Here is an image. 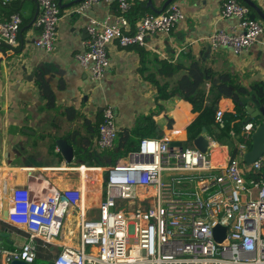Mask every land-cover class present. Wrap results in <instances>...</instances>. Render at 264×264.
I'll list each match as a JSON object with an SVG mask.
<instances>
[{"label":"built area","instance_id":"obj_1","mask_svg":"<svg viewBox=\"0 0 264 264\" xmlns=\"http://www.w3.org/2000/svg\"><path fill=\"white\" fill-rule=\"evenodd\" d=\"M36 1L40 36L35 46L51 52L58 40L59 0ZM102 1L116 2L119 16L114 21L91 17L85 49L77 55L94 80L102 79L110 67L109 44L146 46L149 35L169 34L186 18L176 1L160 13H146L135 27L127 15L132 0H82L74 12L84 15ZM221 13L238 19V31L209 35L212 49L226 47L241 53L258 42L264 23L250 16L247 4L226 0ZM21 25L20 14H11L0 23V40L16 45ZM116 118L114 106L103 108L97 139L101 150L115 146L120 130ZM259 120L231 132L236 142L222 166L214 163L215 140L203 152L173 146L167 137H142L125 161L81 165L76 186L59 188L46 175L34 176L26 169L17 174L10 171L14 181L1 218L27 232V240L13 249L0 246V257L6 263L34 264L38 239L55 244L68 216L77 210L79 241L61 247L52 264H264V153L249 165L244 161L250 149L247 141H252L256 127L264 122ZM216 123L220 129L226 127L224 110H217ZM102 184L104 197L98 212L89 216L87 192ZM2 201L0 196V209ZM218 225L226 227L222 241L215 237Z\"/></svg>","mask_w":264,"mask_h":264},{"label":"crops","instance_id":"obj_2","mask_svg":"<svg viewBox=\"0 0 264 264\" xmlns=\"http://www.w3.org/2000/svg\"><path fill=\"white\" fill-rule=\"evenodd\" d=\"M4 1L7 4H4ZM70 1L62 0V4ZM165 1L152 0L151 5L160 9ZM174 1L183 7L186 18L177 24L172 32L149 35L146 46L122 47L117 42H112L108 49L110 67L102 79L94 80L90 70L80 63L77 55L85 49L84 40L88 36L87 26L90 18L114 21L119 16L116 2H99L84 15L74 12L77 4L61 8L56 49L46 52L35 46V40L40 36V28L36 25L39 11L37 1L0 0V6H7L0 13V23L8 20L13 13H19L22 18L17 44L8 46L0 40V196L3 199L0 221L6 223L5 219L1 218V211L7 207L10 184L14 181V177L9 176L10 171L17 174L19 169H26L34 176L46 175L59 188L80 183V166L90 163L79 165L75 161L67 162L56 141L64 138L69 142L68 138H71L69 143L75 148L81 136H91L84 126L85 119L102 122L105 106L112 105L116 110L120 129L118 138L126 129L132 132L138 119L152 115L155 130L146 129V132L150 133L146 137H167L172 141L182 142L183 146V141L187 140L192 146L184 147H195L193 140H188L187 128L199 112H194L193 105L179 95H174L168 100L160 99V92L155 83L157 80L161 85L168 83L172 88L189 73V68L197 64L213 71L214 81L221 73H231L238 83L245 86L264 81V32L258 42L241 53H235L226 47L212 49L207 40L209 35L221 30L227 33L238 31L237 18L222 16L221 8L226 0ZM255 1L264 11V0ZM151 11L153 10L149 0H132L128 12L131 25L135 27L136 23ZM250 16L264 23V19L255 9L250 10ZM161 62L181 67L176 74L169 77L160 73ZM37 72L43 73L54 91L55 108L48 107L41 96L35 83ZM212 82L207 81L204 85L206 91L210 90ZM246 100L254 107L260 104L255 96L246 97ZM209 102L210 97L209 101L206 100V103ZM217 105L224 113L236 112L232 98L222 96L217 99ZM67 107L78 111L75 119H69ZM74 131L80 136L74 138L71 134ZM232 131L236 130L231 129L229 132L228 139L233 142L231 144L213 138L209 131L206 133L210 146L211 139L217 142L212 146L213 159L217 166L225 165L230 158L236 142L231 135ZM161 132L163 135H160ZM176 134L177 136H174ZM98 136L99 132L93 137V144L100 152L102 150L97 144ZM118 138L114 148L110 150L115 149ZM75 155L79 156L76 152ZM106 162L104 165L96 163L93 166L113 164L110 163V157L106 158ZM22 178L24 179L23 176ZM103 197V184L87 192L86 205L89 216L98 212L97 208ZM78 216L77 210L70 213L62 235L55 244H50L52 248L58 250L64 245L78 243ZM1 227L11 234V242L2 243L4 248L13 249L26 242L27 235L17 230L10 231L2 224ZM1 261L6 264L4 260ZM40 263L43 262H38Z\"/></svg>","mask_w":264,"mask_h":264},{"label":"trees","instance_id":"obj_3","mask_svg":"<svg viewBox=\"0 0 264 264\" xmlns=\"http://www.w3.org/2000/svg\"><path fill=\"white\" fill-rule=\"evenodd\" d=\"M3 3L7 4L5 1ZM6 7L7 6L3 5L0 6V13L3 8ZM252 9L253 8L250 7V10ZM180 67L181 66L179 65H172L171 63L163 62L160 73L162 75L172 77L180 70ZM214 79L215 73L213 71L204 69L197 64L189 68V73L185 74L177 85L172 88L169 87L168 83L161 85V83L155 79V83L157 84L160 92V99L168 100L174 95H179L193 105L194 112H199L198 116L187 128L189 141H192L196 136H198L203 127H206L210 132V135L218 140L222 139V137L228 138L231 129H235L239 132L242 127V120L246 115L245 105L249 103L246 100V97L255 96L259 103L264 106V81H258L252 83L250 86H245L238 83L231 73H221L217 80L214 81ZM210 80L213 81L212 86L209 91H206L204 89V85ZM35 83L40 90L41 96L45 99L46 105L50 108H55L56 95L45 79L43 73H36ZM207 94H209L211 99V102L209 103H206V100L209 101ZM222 96L232 98L235 103L236 112L225 113L227 125L225 128L219 129L215 121V115L218 110L217 99ZM66 111L67 113H70L68 117L71 120L75 119L78 115V111L73 107H67ZM100 124L101 120L92 121L86 118L84 126L87 131L91 133V136H81L79 144L75 145L76 154L81 158L86 159L88 163L92 165L96 163L101 165L107 164V157L111 158L110 163L113 164L120 160H127L130 153L138 149L140 139L150 134L146 132V129L151 128L152 130H155L152 115L144 116L138 119L135 128L131 130L132 132L126 129L120 134L115 149H104L98 152V150L94 147L93 137L97 134V132H99ZM71 134L74 138L78 135L80 136V134H77L76 131ZM68 140L69 142L72 141L71 138H68ZM0 223L10 231L17 230L25 236L27 235V233L21 229L2 221H0ZM37 243L38 254L35 260L37 263L40 261H52L55 255L61 250H55L51 245L44 243L40 239H38Z\"/></svg>","mask_w":264,"mask_h":264},{"label":"water","instance_id":"obj_4","mask_svg":"<svg viewBox=\"0 0 264 264\" xmlns=\"http://www.w3.org/2000/svg\"><path fill=\"white\" fill-rule=\"evenodd\" d=\"M81 1L82 0H71L68 3L62 4V0H59V4H60L61 8H63V7L65 8V7H70V6H73L75 4H78ZM173 1L174 0H166L163 4L162 8H160V9H156L151 5L152 0H149V4H150V7L152 8L153 11L160 13L167 7V5H169ZM242 1L245 2L247 5H249L250 7H252L253 9H255L260 14V16L264 19V11L261 9V7L257 4V2L255 0H242ZM87 33H88V31H87ZM0 63H1V60H0ZM245 108H246V115L242 120V124H246L249 121L255 120L257 118H262L264 120V106L263 105L257 104V107H254V106H251L250 104H246ZM170 122H172V121H170ZM207 132H208L207 128L203 127L202 131L199 133V135L193 139V145L203 152H206L208 150V148L210 147V140L206 136ZM160 135H163V132H161ZM251 138H252V141H251L250 149L244 155V161L247 165L254 162L258 157H260L264 153V122L258 124V126L256 127V130L252 134ZM56 142H57L58 148H59L62 156L64 157V159L67 162L71 163V162L75 161L79 165L80 164H88V162L85 161L84 159H82L80 156L75 155L74 146L71 143H69L66 139L59 138V139H57ZM171 145L179 146V145H182V142L171 141ZM88 165H90V164H88ZM4 213H6V210L4 211ZM225 231H226V227H224V226L218 225L215 228L214 233H215V237L218 241H222L224 239ZM10 235L11 234L9 232L2 229L1 223H0V246L1 247H3L2 243L4 241L11 242ZM1 260L2 259L0 257V264H5ZM6 264H32V263H28V262H25L22 260H14V261H12L10 263H6ZM40 264H52V261L43 262Z\"/></svg>","mask_w":264,"mask_h":264},{"label":"rangeland","instance_id":"obj_5","mask_svg":"<svg viewBox=\"0 0 264 264\" xmlns=\"http://www.w3.org/2000/svg\"><path fill=\"white\" fill-rule=\"evenodd\" d=\"M256 121L258 122H260V120H259V118L258 119H256ZM168 122H169V120H168ZM220 141L222 142V143H233V142H231L228 138H226V137H222V139H220ZM247 143H248V145H250V143H251V140H248L247 141ZM183 144H184V146H192L191 145V142H188L187 140L186 141H183ZM233 152V151H232ZM35 264H38L37 262L35 263Z\"/></svg>","mask_w":264,"mask_h":264},{"label":"bare ground","instance_id":"obj_6","mask_svg":"<svg viewBox=\"0 0 264 264\" xmlns=\"http://www.w3.org/2000/svg\"><path fill=\"white\" fill-rule=\"evenodd\" d=\"M174 136H177V134L176 135H174ZM225 153V152H224ZM224 153H222L221 155H223L224 156ZM217 157V156H216ZM218 158V157H217ZM221 158V157H220ZM219 162V161H218ZM84 170H86V168H83ZM94 172H96V171H92V172H89V173H91V174H94ZM64 237V236H63ZM68 238V237H67Z\"/></svg>","mask_w":264,"mask_h":264}]
</instances>
